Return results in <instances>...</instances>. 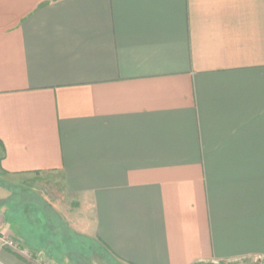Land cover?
Returning <instances> with one entry per match:
<instances>
[{
	"label": "crops",
	"instance_id": "0c3cea01",
	"mask_svg": "<svg viewBox=\"0 0 264 264\" xmlns=\"http://www.w3.org/2000/svg\"><path fill=\"white\" fill-rule=\"evenodd\" d=\"M250 258L264 0H0V264Z\"/></svg>",
	"mask_w": 264,
	"mask_h": 264
},
{
	"label": "built area",
	"instance_id": "2783aa9c",
	"mask_svg": "<svg viewBox=\"0 0 264 264\" xmlns=\"http://www.w3.org/2000/svg\"><path fill=\"white\" fill-rule=\"evenodd\" d=\"M2 245L4 246H8L10 248H13L15 250L19 249V244L15 241H13L12 239H2ZM28 256H30V254L27 252L26 253ZM36 264H54L53 262L49 261V260H44V259H37L34 260Z\"/></svg>",
	"mask_w": 264,
	"mask_h": 264
},
{
	"label": "rangeland",
	"instance_id": "374dc122",
	"mask_svg": "<svg viewBox=\"0 0 264 264\" xmlns=\"http://www.w3.org/2000/svg\"><path fill=\"white\" fill-rule=\"evenodd\" d=\"M216 264H264V258H250L238 261L217 262Z\"/></svg>",
	"mask_w": 264,
	"mask_h": 264
}]
</instances>
